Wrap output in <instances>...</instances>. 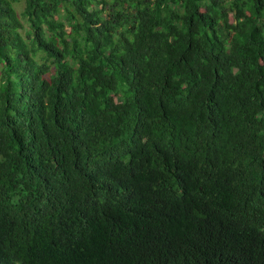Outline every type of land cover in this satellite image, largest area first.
Masks as SVG:
<instances>
[{"label":"trees","instance_id":"16d2710c","mask_svg":"<svg viewBox=\"0 0 264 264\" xmlns=\"http://www.w3.org/2000/svg\"><path fill=\"white\" fill-rule=\"evenodd\" d=\"M0 264H264V0H0Z\"/></svg>","mask_w":264,"mask_h":264},{"label":"rangeland","instance_id":"374dc122","mask_svg":"<svg viewBox=\"0 0 264 264\" xmlns=\"http://www.w3.org/2000/svg\"><path fill=\"white\" fill-rule=\"evenodd\" d=\"M1 68H2V67H1V64H0V71H1Z\"/></svg>","mask_w":264,"mask_h":264}]
</instances>
